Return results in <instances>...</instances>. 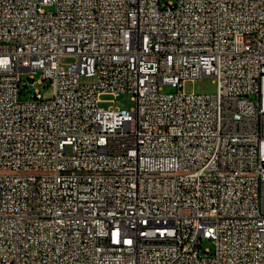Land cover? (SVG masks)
I'll list each match as a JSON object with an SVG mask.
<instances>
[{
    "label": "built area",
    "instance_id": "obj_1",
    "mask_svg": "<svg viewBox=\"0 0 264 264\" xmlns=\"http://www.w3.org/2000/svg\"><path fill=\"white\" fill-rule=\"evenodd\" d=\"M0 264H264V0H0Z\"/></svg>",
    "mask_w": 264,
    "mask_h": 264
},
{
    "label": "rangeland",
    "instance_id": "obj_2",
    "mask_svg": "<svg viewBox=\"0 0 264 264\" xmlns=\"http://www.w3.org/2000/svg\"><path fill=\"white\" fill-rule=\"evenodd\" d=\"M46 9L48 11H52L54 9L53 6L48 5L46 6ZM72 58L65 57L63 59V63H67L71 61ZM41 71H37L35 73V77L39 79L41 77ZM23 76H27V74H24ZM83 81L85 82H95V77H83ZM36 87L40 88L44 94V97H51L52 96V89L50 86H48V82L45 80L41 83H36ZM177 87H173L170 85L164 86L163 92H171L176 91ZM184 90L187 92H197V93H215L217 90V83L214 80V77L211 76H202L200 78H197L196 80H190L184 84ZM30 95V94H29ZM102 98V105L109 106V105H116L120 107H125L128 109H131L135 106L136 102L133 99V94L130 92H122L120 95L115 96L111 93H104L101 95ZM114 99V101H111ZM67 151H71L69 148ZM203 248L211 247L214 249V243L209 240L205 239L203 241Z\"/></svg>",
    "mask_w": 264,
    "mask_h": 264
}]
</instances>
